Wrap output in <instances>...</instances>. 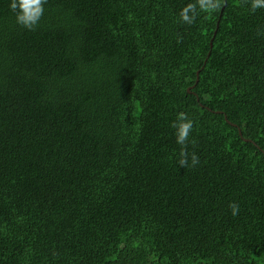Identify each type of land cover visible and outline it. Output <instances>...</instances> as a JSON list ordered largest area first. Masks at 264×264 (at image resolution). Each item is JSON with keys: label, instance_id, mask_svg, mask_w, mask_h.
Returning <instances> with one entry per match:
<instances>
[{"label": "trees", "instance_id": "16d2710c", "mask_svg": "<svg viewBox=\"0 0 264 264\" xmlns=\"http://www.w3.org/2000/svg\"><path fill=\"white\" fill-rule=\"evenodd\" d=\"M214 2L0 0V264H264V7Z\"/></svg>", "mask_w": 264, "mask_h": 264}, {"label": "clouds", "instance_id": "9594fccd", "mask_svg": "<svg viewBox=\"0 0 264 264\" xmlns=\"http://www.w3.org/2000/svg\"><path fill=\"white\" fill-rule=\"evenodd\" d=\"M45 0H10V9L15 15L16 23L23 28L31 30L38 25L44 13ZM217 5L214 0H200L201 9H213ZM264 7V0H252L251 8ZM183 22L191 23L194 19L186 13H181ZM174 129L175 141L177 144L183 146L189 140V133L192 129V122L184 112H178L176 119L172 124ZM178 164L182 167L188 163V154L184 151L183 147L178 155ZM198 163V158L195 154L191 155V164L195 166ZM231 212L235 215L238 211V206L235 204L230 205Z\"/></svg>", "mask_w": 264, "mask_h": 264}, {"label": "water", "instance_id": "95a60500", "mask_svg": "<svg viewBox=\"0 0 264 264\" xmlns=\"http://www.w3.org/2000/svg\"><path fill=\"white\" fill-rule=\"evenodd\" d=\"M212 43V42H211ZM212 45V44H211ZM210 53V52H209ZM198 80V79H197ZM241 132V131H240Z\"/></svg>", "mask_w": 264, "mask_h": 264}]
</instances>
